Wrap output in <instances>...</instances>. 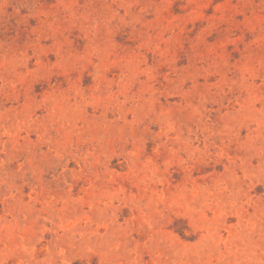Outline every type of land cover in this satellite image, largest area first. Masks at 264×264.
<instances>
[{
  "label": "rangeland",
  "instance_id": "1",
  "mask_svg": "<svg viewBox=\"0 0 264 264\" xmlns=\"http://www.w3.org/2000/svg\"><path fill=\"white\" fill-rule=\"evenodd\" d=\"M0 264H264V0H0Z\"/></svg>",
  "mask_w": 264,
  "mask_h": 264
}]
</instances>
